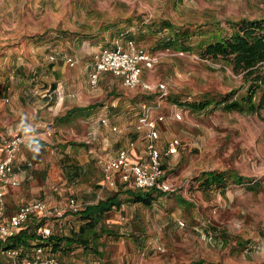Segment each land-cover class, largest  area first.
<instances>
[{
	"label": "rangeland",
	"instance_id": "1",
	"mask_svg": "<svg viewBox=\"0 0 264 264\" xmlns=\"http://www.w3.org/2000/svg\"><path fill=\"white\" fill-rule=\"evenodd\" d=\"M240 18H264V0H0V58L13 55L23 61L22 81L13 77L8 82L21 91L23 102L33 106V101L42 100L44 88L54 79L71 92L86 80L85 102L96 106L87 121L68 125L54 122L51 113L41 115L48 123L39 125L30 139L38 141L32 162L45 168L38 184L45 176L65 177L60 165L72 159L75 164L89 163L85 176L96 180L117 145L144 144L145 129L135 127L143 103L151 118L164 117L157 122L161 152L171 139L179 141L177 152L164 157L162 165L163 179L172 191L157 197L150 208L137 209L150 219L141 246L130 237L109 240L106 250L114 264H264V106L256 114L222 105L195 111L187 105L208 92L238 101L246 93L242 74L221 60L201 57L195 49L201 37L215 29L231 32L230 22ZM130 33L159 55L154 67L143 68L142 80L163 83L166 95L127 88L109 73L90 84L100 47L114 39L125 42ZM167 36L176 38V44L167 45ZM179 40L182 45H177ZM184 45L194 49L177 47ZM69 57L75 61L72 66L66 62ZM74 57L82 69L88 67L86 79L29 73L37 62L74 69ZM15 95L7 94L8 100L2 102L17 101ZM56 113L60 116L63 110ZM204 170H233L253 182L203 193L193 177ZM178 196L187 204H181ZM46 227L52 231V222Z\"/></svg>",
	"mask_w": 264,
	"mask_h": 264
},
{
	"label": "crops",
	"instance_id": "2",
	"mask_svg": "<svg viewBox=\"0 0 264 264\" xmlns=\"http://www.w3.org/2000/svg\"><path fill=\"white\" fill-rule=\"evenodd\" d=\"M51 57L52 56H50V58ZM78 57H74L77 63L74 69H66L58 66L56 63L37 62L35 67L32 68L29 73H32L33 75L47 74L53 76V78L65 74H69L71 77L81 75L86 79L88 67L82 69L79 64L80 57ZM40 66L46 68H41ZM23 72V61H20L18 57L14 58L12 55L8 58H0V131L11 135L23 134L27 138V142L22 146V149L13 165L14 174L19 180V185L21 184V187H7V194L5 197V215L7 217L13 215L21 203L35 199H43L49 204L61 208L63 207V204L66 206V202L68 200L67 196H70L75 198L77 202L81 203L82 209H84L88 206L97 204L101 200H105L108 197L118 194L116 199L121 201L120 205L118 207H113L105 213L101 223L95 227V232L100 235L98 241L99 246L96 247V250L100 253H94L93 250L89 249L85 250L82 246L75 243L70 244L69 247L68 245L62 246V248H68L62 251L58 250L53 253L62 264H114L111 258H109V254L106 250V246L110 243L109 240L112 241L130 237L132 241L136 243V246H141V241L146 236V232L150 230V219L145 213L139 214L137 209L140 208V206L148 209L151 205L144 206L140 203H134L127 200V190L133 191L136 189H133L128 184L122 183L118 178H116V183L113 187L105 185L102 181L101 168L99 177H95L96 180H92L90 177L85 176V174L88 173L87 170L89 169V163L75 164L73 159L69 164L60 165L61 171H63L62 167H65V177L59 176L58 180H53V178L49 179L48 176H45V181H42L43 177L41 175L44 174L45 168L38 167L37 164L31 160L32 151H34V144L38 143V141L30 140L32 135L35 134L34 130H36L39 125L48 123V121L41 115L52 114L55 122V118L64 115L72 108L86 107L93 104L85 102L87 90L86 80L78 89L73 88V91L71 92L70 90H67L66 87L60 85L58 80L56 81V79H54L51 82H48L47 86L44 88L45 93L40 96L42 100L33 101L34 104L31 106L28 100L23 102L22 97L19 94L20 90L16 88L15 85L8 83L10 78L12 82L13 77H15V79L19 81L18 83H20V81H22L20 78L24 76ZM24 88L25 86L23 89ZM23 92L25 93V89ZM9 93L16 94L15 97L17 101L11 99L7 103L2 102V100H8L7 94ZM31 97L32 96H29L28 99ZM56 110L59 112L60 110H63V113L60 116H57L58 113H56ZM92 112L87 116L76 117L69 123L58 124L68 125L77 123L78 121H87L88 118L91 117ZM67 145L70 147V145H76V143H68ZM113 145L115 146L116 144ZM35 146H37V144H35ZM65 147L62 148L64 149ZM122 147L123 146L117 145V149L113 154L115 155ZM158 147L162 150L159 144ZM111 150L112 148L110 151ZM88 152L91 151L88 150ZM92 158L93 157H91V159ZM145 159V144L135 143L134 149L131 151V161L136 163ZM38 176L39 178H42L41 184H38ZM59 184H63L64 187H58ZM24 199H27V201H23ZM11 207L13 208L12 211L10 209ZM7 212L13 213L9 215ZM44 221V226H47V224L52 222L51 234L65 237L70 235L72 231H77L79 227L87 221V219L81 217L79 214H75L67 210L64 212V215L60 217ZM61 245H64V243ZM137 248L140 252V248ZM0 255L4 259L3 263L5 264L6 261L2 251H0Z\"/></svg>",
	"mask_w": 264,
	"mask_h": 264
},
{
	"label": "built area",
	"instance_id": "3",
	"mask_svg": "<svg viewBox=\"0 0 264 264\" xmlns=\"http://www.w3.org/2000/svg\"><path fill=\"white\" fill-rule=\"evenodd\" d=\"M158 61V54L148 51L135 40L127 39L121 42L119 39H114L111 45L100 47L89 73V82L94 86L101 74L109 73L127 88L140 87L145 92L164 96L166 87L163 83L152 84L142 80L143 68L150 69ZM66 62L70 66L74 64V60L70 57ZM149 109L146 103L142 104V112L135 126L137 131L142 129L146 131L144 135L146 159L136 163L131 161V151L135 144L130 141L127 146L120 148L114 157L102 163V181L105 185L113 187L118 178L122 183L136 190L172 191L170 184L163 179V157L174 155L179 141L175 138L171 139L166 150L161 152L157 145V122L163 121L164 117L158 115L156 118H151ZM101 122L106 124L105 119H101ZM112 130L118 131L116 127H112ZM24 143L25 138L22 135H11L0 131V240L15 235L32 217L47 220L60 217L67 210L75 213L82 208V204L73 198L68 199L64 210L43 199H35L21 203L13 215L9 217L5 215L7 187H17L20 183L14 174L13 165ZM38 233L45 239L51 234V230L42 226ZM2 254L5 264H62L50 251L49 246H34L30 250L21 247L11 248L3 250Z\"/></svg>",
	"mask_w": 264,
	"mask_h": 264
},
{
	"label": "trees",
	"instance_id": "4",
	"mask_svg": "<svg viewBox=\"0 0 264 264\" xmlns=\"http://www.w3.org/2000/svg\"><path fill=\"white\" fill-rule=\"evenodd\" d=\"M164 23L165 27L171 26L168 22ZM229 25L231 32L223 34L220 29H215L208 36L201 37L196 43L195 49L198 50L201 57L221 60L226 65H229L233 72L242 74L247 91L239 101L226 98L218 99L214 94L204 93L195 101L188 103V108L201 111L208 107L222 105L228 110H247L251 113L259 114V109L264 106V18H240L237 21L230 22ZM127 37L130 40H135L131 33ZM175 39L167 36V45L176 44ZM181 41L183 40H179L177 45H182ZM177 47L187 51L194 49L188 45ZM94 108L95 104L72 108L64 115L55 118V122L61 124L69 123L76 117L90 115ZM193 182L196 183V189L206 193L209 190H223L230 184H248L250 186L253 180L233 170H204L193 177ZM167 193L169 192H161L155 189L147 191L127 190L126 199L144 206H150L157 197ZM117 195L75 212V214L81 215L87 221L77 231H72L70 235L65 237L50 234L43 239L39 235L38 230L44 226L45 221L32 217L15 235L5 240H0V251L20 247L30 250L34 246H49L50 251L55 253L58 250L67 249L70 244L75 243L82 246L85 250H93L94 253L98 254L100 252L96 250V247L99 246L100 235L95 232V227L101 223L105 213L120 205L121 201L116 199ZM177 200L181 204H187L186 200L180 196H178ZM62 243L64 245H61ZM65 245H68V247L62 248ZM188 264L205 263L198 261Z\"/></svg>",
	"mask_w": 264,
	"mask_h": 264
}]
</instances>
